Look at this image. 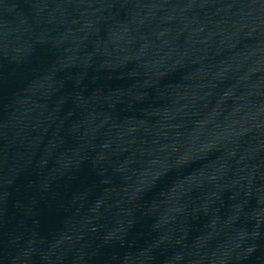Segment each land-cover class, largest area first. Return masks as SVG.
<instances>
[{"label": "water", "instance_id": "95a60500", "mask_svg": "<svg viewBox=\"0 0 264 264\" xmlns=\"http://www.w3.org/2000/svg\"><path fill=\"white\" fill-rule=\"evenodd\" d=\"M263 0H0V264Z\"/></svg>", "mask_w": 264, "mask_h": 264}]
</instances>
